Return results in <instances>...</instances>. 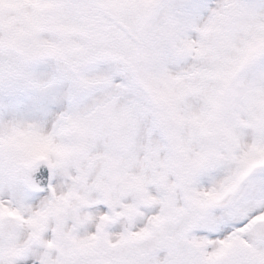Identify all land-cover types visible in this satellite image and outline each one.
<instances>
[{"label": "snow or ice", "instance_id": "obj_1", "mask_svg": "<svg viewBox=\"0 0 264 264\" xmlns=\"http://www.w3.org/2000/svg\"><path fill=\"white\" fill-rule=\"evenodd\" d=\"M0 264H264V0H0Z\"/></svg>", "mask_w": 264, "mask_h": 264}]
</instances>
